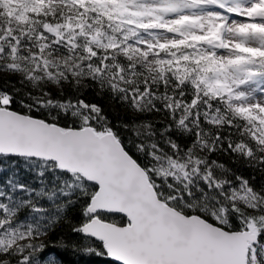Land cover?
<instances>
[{"label":"snow or ice","instance_id":"1","mask_svg":"<svg viewBox=\"0 0 264 264\" xmlns=\"http://www.w3.org/2000/svg\"><path fill=\"white\" fill-rule=\"evenodd\" d=\"M67 251L264 264V0H0V264Z\"/></svg>","mask_w":264,"mask_h":264},{"label":"trees","instance_id":"2","mask_svg":"<svg viewBox=\"0 0 264 264\" xmlns=\"http://www.w3.org/2000/svg\"><path fill=\"white\" fill-rule=\"evenodd\" d=\"M89 98L91 99L92 97L89 96ZM103 102L107 103L106 101ZM69 234L70 225L65 224L58 229L56 237H54V239H66L68 238ZM62 259L64 261V264H105L104 258L81 256L71 251L62 253Z\"/></svg>","mask_w":264,"mask_h":264}]
</instances>
